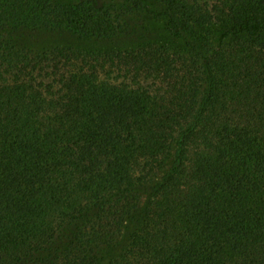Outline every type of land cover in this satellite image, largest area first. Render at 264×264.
<instances>
[{
	"label": "trees",
	"instance_id": "16d2710c",
	"mask_svg": "<svg viewBox=\"0 0 264 264\" xmlns=\"http://www.w3.org/2000/svg\"><path fill=\"white\" fill-rule=\"evenodd\" d=\"M0 264H264V0H0Z\"/></svg>",
	"mask_w": 264,
	"mask_h": 264
},
{
	"label": "rangeland",
	"instance_id": "374dc122",
	"mask_svg": "<svg viewBox=\"0 0 264 264\" xmlns=\"http://www.w3.org/2000/svg\"><path fill=\"white\" fill-rule=\"evenodd\" d=\"M59 1H71V0H59ZM154 10H159L156 6L152 7ZM131 18V17H130ZM149 22H151L157 33H163L164 23L161 21L153 22L152 19L145 17ZM133 24L136 22H141L140 16L133 17ZM139 29V28H138ZM137 29V30H138ZM154 35V34H153ZM17 39L19 43L33 51L34 53L46 50L51 46L57 45H71L78 47H88V48H110L111 46L105 42L100 41H87L78 40L75 36L68 34L66 32H48V31H31L30 29H21L18 32ZM166 39V38H165ZM136 37L124 38L123 41L115 43L119 47H127V45L132 46L137 43Z\"/></svg>",
	"mask_w": 264,
	"mask_h": 264
}]
</instances>
